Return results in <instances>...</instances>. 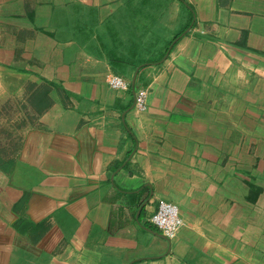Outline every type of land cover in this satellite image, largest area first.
Masks as SVG:
<instances>
[{"label": "crops", "instance_id": "obj_1", "mask_svg": "<svg viewBox=\"0 0 264 264\" xmlns=\"http://www.w3.org/2000/svg\"><path fill=\"white\" fill-rule=\"evenodd\" d=\"M0 264H264V0H0Z\"/></svg>", "mask_w": 264, "mask_h": 264}, {"label": "built area", "instance_id": "obj_2", "mask_svg": "<svg viewBox=\"0 0 264 264\" xmlns=\"http://www.w3.org/2000/svg\"><path fill=\"white\" fill-rule=\"evenodd\" d=\"M109 83L116 89L127 88L126 82L118 76L111 77ZM147 98L148 91L146 89H141L137 92L135 97V106L139 111L143 112L147 109ZM151 222L170 239L175 238L184 224L180 216L178 206L170 202L160 203L158 210L151 217Z\"/></svg>", "mask_w": 264, "mask_h": 264}, {"label": "rangeland", "instance_id": "obj_3", "mask_svg": "<svg viewBox=\"0 0 264 264\" xmlns=\"http://www.w3.org/2000/svg\"><path fill=\"white\" fill-rule=\"evenodd\" d=\"M7 132H9V130Z\"/></svg>", "mask_w": 264, "mask_h": 264}]
</instances>
